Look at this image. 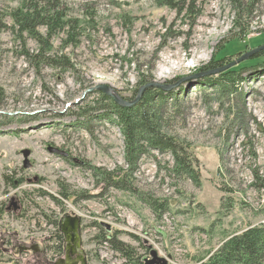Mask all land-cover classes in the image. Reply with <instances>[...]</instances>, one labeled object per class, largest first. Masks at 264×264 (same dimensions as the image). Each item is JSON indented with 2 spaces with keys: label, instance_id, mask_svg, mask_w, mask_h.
Wrapping results in <instances>:
<instances>
[{
  "label": "rangeland",
  "instance_id": "1",
  "mask_svg": "<svg viewBox=\"0 0 264 264\" xmlns=\"http://www.w3.org/2000/svg\"><path fill=\"white\" fill-rule=\"evenodd\" d=\"M19 3L0 0V247L13 248L16 236L54 259L59 224L50 220L71 213L82 216L89 264H130L106 237L144 264L153 251L196 264L264 222V50L251 53L264 46V0H65L75 35H55L49 53L69 58L68 68L32 58L40 44L14 26ZM224 56L241 71L230 95L231 85L217 84L221 71L202 69ZM143 77L159 85L151 103L165 129L192 147L200 185L176 171L170 152L147 148L128 163L115 115L97 101L112 92L138 104ZM42 257L15 247L0 264Z\"/></svg>",
  "mask_w": 264,
  "mask_h": 264
},
{
  "label": "trees",
  "instance_id": "2",
  "mask_svg": "<svg viewBox=\"0 0 264 264\" xmlns=\"http://www.w3.org/2000/svg\"><path fill=\"white\" fill-rule=\"evenodd\" d=\"M157 2L160 5H175V0H157ZM66 7L65 0H20L19 5L12 9L14 26L18 28V32L28 33L40 44V51L31 55L38 63L65 68L72 65L70 59L65 55L60 57L49 53L54 48L51 40L55 35L65 31L68 32L67 38L75 35L76 27L71 25L72 19L69 18ZM250 13V10L248 11L245 7L243 15L248 17ZM69 24L71 25L70 29L67 28ZM42 27L47 30L46 36L40 31ZM248 30L249 25H244L241 31L248 32ZM67 44V41H63L62 47ZM259 54L264 57V51ZM227 59L226 56L221 59H212L202 69L222 68L228 65L226 64ZM240 72L236 67L220 72L221 78L218 79L217 84L222 88L231 85L226 94L238 92L241 80ZM149 82L151 81L146 77L140 80L141 84H149ZM156 91L155 87L148 88L140 102L132 106L121 104L113 96L102 92L101 100L99 99L97 104L101 105L106 102L108 105L102 107L110 108L112 115H115L113 119L125 136L126 159L130 165H135L147 148L170 152L175 160L176 171L200 185L201 173L197 168L198 162L192 147L177 135L166 130L162 115L160 116L159 112L154 110L151 102L156 97ZM159 93L160 96L164 94L163 92ZM103 176L110 185L123 189L130 188V183L126 178L115 179L111 173H105ZM8 178L9 176H6L7 182L17 185L18 182H13ZM65 190L63 197L70 198L71 193H68L67 188ZM151 203L155 207L156 202L151 201ZM103 241L110 243L113 249L124 256L127 263L144 264L140 261V257L136 256L135 249L124 241L109 237ZM196 264H264V222L249 226L246 230L229 237L221 247L198 260Z\"/></svg>",
  "mask_w": 264,
  "mask_h": 264
},
{
  "label": "water",
  "instance_id": "3",
  "mask_svg": "<svg viewBox=\"0 0 264 264\" xmlns=\"http://www.w3.org/2000/svg\"><path fill=\"white\" fill-rule=\"evenodd\" d=\"M260 50H264V46L252 50L251 53L258 52ZM248 57V56H246ZM245 57V58H246ZM232 66V64L228 66H224L222 68L216 69V71H223L227 68ZM159 86L155 83H149L145 86L142 87L139 93V98L144 94V92L150 88V87H156ZM161 86V85H160ZM109 92V91H107ZM112 94V96L121 104L124 105H129L132 106L135 104V102H126L125 100L118 98L113 94L112 92H109ZM31 151L30 150H25L24 155L27 158L30 155ZM25 166L28 167L30 166L29 161L26 159L25 161ZM82 216L77 215V214H71V213H66L61 217L59 228L62 231V233L65 234L66 241H67V246H66V259L62 260L60 264H79L81 262L82 264H89L88 257L86 255V251L83 248V235H82ZM154 258L149 260L147 264H169L168 260L164 257H160L156 251L152 252Z\"/></svg>",
  "mask_w": 264,
  "mask_h": 264
},
{
  "label": "flooded vegetation",
  "instance_id": "4",
  "mask_svg": "<svg viewBox=\"0 0 264 264\" xmlns=\"http://www.w3.org/2000/svg\"><path fill=\"white\" fill-rule=\"evenodd\" d=\"M13 205L15 207L18 206V204L16 202H13ZM60 220L61 217H52V219L50 220L51 224H60ZM83 224V222H82ZM17 240L18 238L15 236V238L13 237V239L11 240L12 242H15V244L13 243V248H3L0 247V252L4 251V252H10V250L14 249L15 247L18 248V252L20 253H24V254H28L29 252H33L34 254H40L41 256L43 255V257L41 259L38 260V264H60V262L62 260L66 259V246H67V241H66V237L65 234L62 233V231L59 228V242L57 243V246L55 247L54 251L56 252V257L54 259H50L49 256H47V248H43L40 249V247L35 244L34 241H32V243L30 242H23L22 244L18 245L17 244ZM3 243H7V238L3 237L2 239ZM30 243V244H29ZM46 255V256H45ZM86 255L88 257V254L86 252ZM89 260V259H88ZM149 260H147L148 262ZM79 264H82L81 262H79Z\"/></svg>",
  "mask_w": 264,
  "mask_h": 264
}]
</instances>
